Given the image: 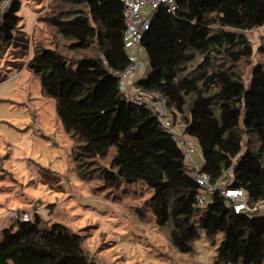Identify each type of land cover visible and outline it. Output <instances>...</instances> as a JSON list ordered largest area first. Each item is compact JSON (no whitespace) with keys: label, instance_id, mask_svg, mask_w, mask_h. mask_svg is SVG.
Wrapping results in <instances>:
<instances>
[{"label":"trees","instance_id":"trees-1","mask_svg":"<svg viewBox=\"0 0 264 264\" xmlns=\"http://www.w3.org/2000/svg\"><path fill=\"white\" fill-rule=\"evenodd\" d=\"M3 1L0 44L7 46L21 3L12 0L3 13ZM177 2L175 14L161 8L144 32L151 72L136 85L161 94L181 115L213 181L236 160L231 186L244 188L255 204L264 200V63L252 67L248 84L245 68L254 53L248 32L264 28V0ZM44 21L69 43L63 51L58 43L36 46L27 68L55 101L78 176L105 187L144 183L158 227L169 228L182 254L192 255L204 234L215 246L213 264H264V216L235 214L219 194L201 210L184 151L150 109L127 101L110 73L130 64L123 0H52ZM110 155L109 167L94 173L97 158ZM39 222L30 216L2 229L0 264H95L86 236L60 224L39 230Z\"/></svg>","mask_w":264,"mask_h":264},{"label":"rangeland","instance_id":"rangeland-1","mask_svg":"<svg viewBox=\"0 0 264 264\" xmlns=\"http://www.w3.org/2000/svg\"><path fill=\"white\" fill-rule=\"evenodd\" d=\"M19 1L20 22L13 42L25 48L0 44V233L15 224L11 212L24 210L40 217L39 230L60 224L86 236L84 248L95 264H213L215 246L204 234L194 242L192 255L174 248L169 228L160 229L156 223L152 192L144 183L122 180L118 187H105L101 181L78 176L72 139L55 101L43 95L40 78L27 65L15 67L25 64L36 46L52 48L58 43L63 51L69 42L44 21L52 0ZM248 36L254 53L252 65L245 68L247 84L252 67L264 63V28ZM110 160L111 155L97 158L90 168L96 173L108 168ZM188 167L191 170L189 163Z\"/></svg>","mask_w":264,"mask_h":264},{"label":"built area","instance_id":"built-area-1","mask_svg":"<svg viewBox=\"0 0 264 264\" xmlns=\"http://www.w3.org/2000/svg\"><path fill=\"white\" fill-rule=\"evenodd\" d=\"M11 2L12 0H4L1 9L8 8ZM123 4L126 21L123 39L130 64L123 71L110 70L112 75L119 78L121 92L130 103L150 109L161 122L164 131L182 148L187 166L188 163L190 164V176L199 186L198 207L201 210L207 208L214 194H219L227 199L229 207L235 214L264 216V200L251 204L244 188L231 186V180L237 168L236 160L230 168L223 171L219 179L214 181L201 168L193 167L191 158L197 156L199 160H203L202 152L196 139L185 133V125L180 115L169 109L167 100L161 94H151L136 85L137 81L146 78L151 72L149 58L142 46L144 32L150 28L155 15L161 8L164 7L169 13L175 14L179 9L177 0H123ZM133 76L138 78L136 82L130 83ZM10 215L14 221L30 220V214L25 213L24 210L11 212Z\"/></svg>","mask_w":264,"mask_h":264},{"label":"crops","instance_id":"crops-1","mask_svg":"<svg viewBox=\"0 0 264 264\" xmlns=\"http://www.w3.org/2000/svg\"><path fill=\"white\" fill-rule=\"evenodd\" d=\"M14 44V46L16 47V48H25V46H20V44H18V43H16V42H11V43H9L8 45H7V47H9L11 44ZM1 46V45H0ZM7 49V48H6ZM26 50H28V45L26 46ZM23 53L20 51L19 52V56H21ZM29 61V60H28ZM27 61V62H28ZM27 62L25 63V64H15V67L16 68H19V69H22V67H25V65H27ZM27 68V67H26ZM28 69V68H27ZM137 78H138V76H133L131 79H130V83H134V82H136V80H137ZM200 161L201 160H199L198 159V157L197 156H193L192 158H191V163H192V165L194 166V167H196V166H199V167H196V168H201V164H200ZM203 165H204V161H203Z\"/></svg>","mask_w":264,"mask_h":264}]
</instances>
